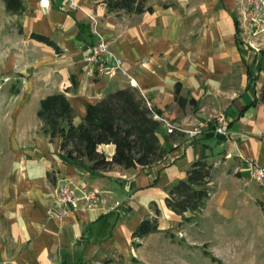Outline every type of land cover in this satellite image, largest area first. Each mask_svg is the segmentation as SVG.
<instances>
[{
    "label": "crops",
    "instance_id": "0c3cea01",
    "mask_svg": "<svg viewBox=\"0 0 264 264\" xmlns=\"http://www.w3.org/2000/svg\"><path fill=\"white\" fill-rule=\"evenodd\" d=\"M21 1L23 13L13 15L0 0V75L18 73L27 79L14 95L0 150V264H104L126 250L142 219L155 216L151 206L168 211L165 189L184 179L193 162L207 159L217 173L218 163L230 159L264 166V107L247 87L253 61L246 60L250 48L239 25L242 44L237 41L235 0H146L151 11L139 14L108 12L101 0ZM31 34L50 38L61 53ZM99 38L109 43V61L122 62L121 71L106 78H95L82 62ZM177 83L180 95L195 104L175 102ZM125 87L136 88L158 115L179 126L223 113L230 123L228 136L209 132L190 140L175 134L183 138L176 143L159 139L167 156L147 168L113 167L91 174L63 164L57 156L59 139L49 142L40 131V100L63 93L78 124L87 104ZM97 150L110 158L114 146ZM62 181L100 190L99 201L90 210L49 216L53 189ZM257 190L264 198V184Z\"/></svg>",
    "mask_w": 264,
    "mask_h": 264
},
{
    "label": "trees",
    "instance_id": "16d2710c",
    "mask_svg": "<svg viewBox=\"0 0 264 264\" xmlns=\"http://www.w3.org/2000/svg\"><path fill=\"white\" fill-rule=\"evenodd\" d=\"M2 1L7 13L13 15L23 13L24 6L21 0ZM101 1L108 12L139 14L151 11V8L145 5L146 0ZM234 23L237 41L241 45L236 18ZM77 27L84 29L85 26L77 23ZM30 37L51 47L55 53H61V49L50 38L38 34H31ZM261 55L264 62V51ZM263 69L259 67V73ZM247 78L249 82L253 79L250 70H247ZM72 83L74 85V82ZM180 88L181 85L177 83L173 92L175 102L181 107L186 102L195 104L194 99L187 100L180 95ZM260 100H264V86L260 92ZM251 105H254V102L249 106ZM152 109L153 112L160 114L156 108ZM36 116L41 123L40 131L48 137L49 142L59 139L57 154L59 160L63 164L82 166L91 174L106 172L113 167L147 168L162 162L168 153L158 138L161 123L153 118L145 99L134 87L109 92L99 101L87 104L85 114L78 124L73 123L74 110L63 93L48 95L41 99ZM174 137L173 134H167L169 141ZM99 145H113V155L107 158L97 150ZM213 172V163L207 159L193 162L184 179L177 180L165 189L166 207L176 214H182L189 209L202 212L210 198L211 190L207 184L211 182ZM154 213L155 216L145 217L139 222L131 233V239L141 240L162 231L159 229L157 219L159 211L155 209Z\"/></svg>",
    "mask_w": 264,
    "mask_h": 264
},
{
    "label": "rangeland",
    "instance_id": "374dc122",
    "mask_svg": "<svg viewBox=\"0 0 264 264\" xmlns=\"http://www.w3.org/2000/svg\"><path fill=\"white\" fill-rule=\"evenodd\" d=\"M235 1L240 12L245 0ZM257 41L260 43L257 51L245 50L246 60L253 61L250 67L253 79L247 87L264 107V100H260L264 69L260 73L258 71L259 67L264 68L261 55L264 35ZM25 77L18 73L0 75V150L8 137L9 114L16 104L14 95L22 91L23 82L27 80ZM165 132L162 125L159 139L167 138ZM182 139L175 136L170 142ZM250 164L259 165L250 159H230L228 163H218V173L214 172L207 184L211 194L203 213L189 209L176 214L166 207L168 211L159 212L157 216L161 232L141 240L130 239L124 252L115 258H106L104 264H264V198L257 190V185L263 186L264 180L260 183L248 182L244 186L243 178L248 175ZM235 166H241L246 172L237 171ZM229 170L232 177L226 176ZM221 172L226 175L219 174ZM236 172L241 174L242 180L233 178ZM220 201L223 202L224 213L221 216L224 219L217 212ZM151 209L154 211L156 208L151 206Z\"/></svg>",
    "mask_w": 264,
    "mask_h": 264
},
{
    "label": "built area",
    "instance_id": "2783aa9c",
    "mask_svg": "<svg viewBox=\"0 0 264 264\" xmlns=\"http://www.w3.org/2000/svg\"><path fill=\"white\" fill-rule=\"evenodd\" d=\"M76 7L73 2L70 3ZM239 26L244 37V43L253 50L258 49V38L264 35V0H245L242 3V10L239 12ZM109 43L99 38L92 43L88 51L83 55L82 62L88 71L95 78H106L121 71L122 62L113 58L108 59ZM147 107L152 111L153 118L159 121L165 128L167 134H181L187 140L196 138L203 133H213L227 137L229 133V120L224 114H211L202 120L189 123L188 127L179 126L164 119L153 112L151 104L145 99ZM248 182L260 183L264 180V167L262 165L250 164L247 170ZM100 190L84 186L81 189L71 186L66 181L58 183L52 193V205L47 208L49 216L59 215V213L77 212L90 210L99 201Z\"/></svg>",
    "mask_w": 264,
    "mask_h": 264
}]
</instances>
